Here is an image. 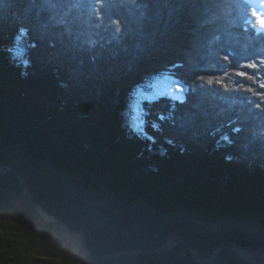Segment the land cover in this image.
Masks as SVG:
<instances>
[{
	"label": "trees",
	"instance_id": "16d2710c",
	"mask_svg": "<svg viewBox=\"0 0 264 264\" xmlns=\"http://www.w3.org/2000/svg\"><path fill=\"white\" fill-rule=\"evenodd\" d=\"M259 24L246 0H0V166L83 233L0 173V264H203L184 243L145 254L170 235L202 261L264 255ZM164 76L182 99L136 115Z\"/></svg>",
	"mask_w": 264,
	"mask_h": 264
},
{
	"label": "rangeland",
	"instance_id": "374dc122",
	"mask_svg": "<svg viewBox=\"0 0 264 264\" xmlns=\"http://www.w3.org/2000/svg\"><path fill=\"white\" fill-rule=\"evenodd\" d=\"M257 16H258L259 22H260L261 19H264V17H260L258 14H257ZM217 25L218 26L213 27V28H215L217 30L216 32H220V30H221L220 24H217ZM259 25H260V27H259L258 31L259 32H264V25H262L261 23ZM177 83H179V82L174 80V79H172L171 77L164 76V77L155 79L153 82H151L150 84L146 85L144 88H140L138 93H137V99H136V101L134 103V109H135L136 115H138L140 113V110L142 109V101H144V100H147V101L148 100H154V99H157L160 96H165V95L174 96V97H178V96L182 97V95H183L182 92L177 90V87H176ZM180 87L183 88L181 84H180ZM4 168H8V167L0 166V169H4ZM57 226L60 228L61 232H63L67 237L69 236L68 235L69 233L67 232L68 230L65 228L64 224L63 225H57ZM73 236H74V238H73ZM73 236H72V239L70 241H72L74 243H77V244H80L81 243L80 239L76 238L77 235L74 234ZM141 238L142 237H137L136 241L140 242ZM171 239L174 240L173 246L176 245L177 242L179 243V241H183L181 236H176V235H170L168 237V240H171ZM134 253L135 254L136 253L137 254H142L141 251H136ZM153 264H162V263L154 262Z\"/></svg>",
	"mask_w": 264,
	"mask_h": 264
},
{
	"label": "water",
	"instance_id": "95a60500",
	"mask_svg": "<svg viewBox=\"0 0 264 264\" xmlns=\"http://www.w3.org/2000/svg\"><path fill=\"white\" fill-rule=\"evenodd\" d=\"M6 167H8V168H4V169H0V173H7V172H15L16 173V175H17V177H18V179L20 180V182H21V185H22V188H23V190H24V192L26 193V195L28 196V198L30 199V203H31V206L36 210V212L38 213V215L44 220V221H46V222H48V223H51V224H57V225H65L66 226V228H67V230H68V239L69 240H71L72 239V236L74 235L73 233H72V230H71V228H70V226L68 225V224H66V223H61V222H59V221H53V220H50V219H45L40 213H39V211H38V206L36 205V203L34 202V200H33V198H32V196L30 195V193H29V191L27 190V188H26V184H25V180H24V178H23V176L20 174V173H18L13 167H11V166H6ZM103 234H104V236H105V232L103 231ZM80 237H81V245H82V243H83V233H81L80 234ZM182 240L183 241H179V243L177 242L176 243V245H174V246H172V247H170V248H164L163 246L165 245H163V246H161L160 248H158L157 250H155V251H153V252H151V253H145V254H156V253H163V252H166V251H169V250H172L173 248H175V247H177L179 244H181V243H184V244H187L188 246H189V248H190V251L195 255V257H196V259H197V261L198 262H202L203 264H210V263H212L214 260H216V258L219 256V254L221 253V251L222 250H224V249H226V248H228V249H232V250H234L235 252H237L238 254H240L243 258H245L240 252H245V253H247V255H248V258H245V259H247V260H249L250 262H252V263H254V264H264V262H263V257H264V255L263 254H261V253H257V252H252V251H250V250H248V249H246L245 247H240V246H237V245H233V246H231V245H221L216 251H215V253H214V255L209 259V260H206V261H202V259H201V256H200V254L194 249V248H192L189 244H188V242H187V240L184 238V237H182ZM137 251H140V250H137ZM134 252H136V251H130V252H128V253H125V256H129V255H134L135 253ZM142 252V251H141ZM143 253V252H142ZM137 254V253H136ZM262 261V262H261Z\"/></svg>",
	"mask_w": 264,
	"mask_h": 264
},
{
	"label": "bare ground",
	"instance_id": "6f19581e",
	"mask_svg": "<svg viewBox=\"0 0 264 264\" xmlns=\"http://www.w3.org/2000/svg\"><path fill=\"white\" fill-rule=\"evenodd\" d=\"M247 2H249L252 7L254 8V11L256 14H258L260 17H264V0H247ZM255 5V6H254ZM38 211L39 213L45 218V219H50L53 221H56V219L49 215L47 212H45L42 207L38 206ZM52 218V219H51ZM65 226V225H64ZM66 228V226H65ZM67 229V228H66ZM68 232V231H67ZM80 235V234H79ZM77 235L76 238L80 239L81 242V237ZM74 238V236H73ZM76 240V239H75ZM78 241V240H77ZM79 242V241H78ZM174 240H167L166 244L163 246L164 248H170L173 246ZM245 258L248 257L247 253L245 252H240ZM262 262V261H261ZM263 262H264V258H263Z\"/></svg>",
	"mask_w": 264,
	"mask_h": 264
},
{
	"label": "snow or ice",
	"instance_id": "6c2138e0",
	"mask_svg": "<svg viewBox=\"0 0 264 264\" xmlns=\"http://www.w3.org/2000/svg\"><path fill=\"white\" fill-rule=\"evenodd\" d=\"M260 23H261L262 25H264V19H261V20H260ZM252 66L254 67L255 65H252ZM240 75H245V73L241 72ZM209 83H211V81H209ZM262 86H264V85H262ZM176 87H177V90H178V91H181V92L183 91V88L180 87V84H179V83H177ZM176 99H182V97H179V96H178V97H176ZM257 106H258V105H257ZM161 119H164V117L162 116ZM236 131H239V129H236ZM225 139H227V137H225Z\"/></svg>",
	"mask_w": 264,
	"mask_h": 264
}]
</instances>
